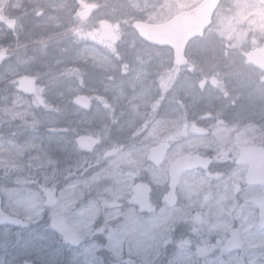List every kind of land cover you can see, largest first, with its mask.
<instances>
[{
    "label": "rangeland",
    "instance_id": "obj_1",
    "mask_svg": "<svg viewBox=\"0 0 264 264\" xmlns=\"http://www.w3.org/2000/svg\"><path fill=\"white\" fill-rule=\"evenodd\" d=\"M199 1L167 0L157 15L147 0H122L127 10L118 17L101 10L85 23L75 1L0 0V176L15 173L21 184H39L46 207L48 197L57 202L87 173L89 181L138 185L144 175L159 177L192 146L180 140L182 131L191 132L182 115L222 111L230 92L243 117L238 119L250 126L245 141L259 137L264 144V122L251 128L264 119V74L244 61L264 42V0H222L204 39L186 54L184 74L195 66L197 80L178 79L168 50L148 47L132 34L135 20L155 24ZM117 20L114 39L102 40L100 26ZM77 96L90 101L89 110L72 104ZM214 130L216 137L225 133L224 127ZM79 139L92 146L78 148ZM161 142L168 152L155 170L146 156ZM15 231L5 236L0 229V264L37 261L27 238H13Z\"/></svg>",
    "mask_w": 264,
    "mask_h": 264
},
{
    "label": "snow or ice",
    "instance_id": "obj_2",
    "mask_svg": "<svg viewBox=\"0 0 264 264\" xmlns=\"http://www.w3.org/2000/svg\"><path fill=\"white\" fill-rule=\"evenodd\" d=\"M230 167L211 175L164 170L135 186L89 181L87 173L57 202L48 197L50 207L39 184L6 173L0 228L27 238L38 264H264V200L258 204L257 187L241 186Z\"/></svg>",
    "mask_w": 264,
    "mask_h": 264
},
{
    "label": "flooded vegetation",
    "instance_id": "obj_3",
    "mask_svg": "<svg viewBox=\"0 0 264 264\" xmlns=\"http://www.w3.org/2000/svg\"><path fill=\"white\" fill-rule=\"evenodd\" d=\"M74 1H75V3H80L81 9H82L81 15H82L83 19L85 17H88L89 15H93V13H97L101 10L104 13H108V14L111 13L112 15L117 16V17L119 14H122L127 10L126 9L127 6L122 4V0H120L119 3H117V1L110 2L108 0H71L70 3L74 2ZM147 1H149V3L153 6V8L151 10H148V11H151L152 13L159 15L158 13H161L164 11L163 9H164V6H165L167 0H147ZM126 2H127V0H126ZM193 7H191V8H193ZM187 10H189V9H187ZM175 15H173V16H175ZM173 16H171L168 19H165L161 22H157L155 24L150 23V22H146L143 20H135L131 24L132 34L136 35V33L133 29V25L136 22H143V23H146L148 25H158V24H161V23L168 21ZM82 21L85 22V19ZM119 21L120 20H117L115 26H109V25H101L100 26L101 35H103L104 30H106V29L109 30V32H110V33L107 32L108 38L104 39L101 37L102 40L111 41L114 39L116 32L118 33ZM211 27H212V25L204 31L203 37L195 38V39H193L187 43L186 48H185V52H184V56H185V60H186L185 66H175L174 65L173 53L169 47L153 45V44H150L148 42H145V41L139 39L137 37V35H136V37L139 39V41H141L142 43H144L148 47H152V48H156V49H162V50L163 49L168 50L171 53V64H172V66L175 69L180 70L178 73V79L183 80L184 78L185 79L187 78V79H191V80L192 79L197 80L198 78H200V76L198 73L199 69H197L195 66H190L187 73L184 74L183 70L185 68H187L189 65V59L187 58L186 54H187V51H188L189 47L191 46V44L195 41H200V40L204 39L205 35L207 34V32L209 31V29ZM122 29H123V26H122ZM130 32L131 31L129 29V33ZM244 61H245V58H244ZM246 65H248L251 69H254L259 74H261V75L264 74V72L255 69L250 64L246 63ZM229 78H232V77H227V79H229ZM200 86H204L203 83H201ZM231 98H232V94L230 92V94L228 96V100H229L228 105L226 104V105L219 106V108H221L222 111H218V110H216V108L215 109L213 108L211 110H205V109L201 108V109H198L196 112L188 110L186 115L185 114L182 115L181 122L184 123L186 125V127H190L191 132L187 133V132L182 131V135L180 137V140L182 143H187V144L192 145V146L190 148H187V150L183 151L182 153H180L176 158L173 159V161H175V159H177L181 156H199V157L207 158L210 160V163L208 164L206 170L197 169V170L189 171V172H193V173L203 172V173H208L210 175H211L210 169H213L215 167H223L224 164L226 163V164L231 166L228 169L229 175L235 176L239 180L240 185L244 186V185H249L246 182V175L248 172V164L239 163L241 161L240 160L241 159V157H240L241 150L240 149L243 147H249L252 149V151L246 153L245 156L242 158H245L247 160H259L262 158H260V154H258L259 152H256V150H258V149L264 150V144L261 142L259 137H255V138L251 137L252 140L245 141L248 138L243 137L242 135L247 134L245 132H246V130L249 129L250 126L248 124H246L247 121L241 122V120L238 119V117H240V118H243V117L237 114V112H241V111H237L238 104H233V100H231ZM240 101L243 102V99L241 98ZM242 107H244V106H242ZM263 122H264L263 118L259 119L258 121L257 120L253 121L251 123V128L255 127V129H258L259 126L261 124H263ZM218 126L224 127L225 133H224V135L216 137L214 135V133H215L214 129H215V127H218ZM157 146H163L165 149V154L163 156L162 163L158 166H155L152 163L146 161L148 164L147 166H149L150 168H154L155 170L163 166L165 156L168 152V146L165 143L161 142V143L154 145L152 147H157ZM152 147H150L149 149H151ZM170 164H168V166L166 167L167 173L169 171ZM225 179H227V177H225ZM253 186H256L258 189V192L253 197V199L261 198L264 195V187L262 185H253ZM0 229L3 230V228H0ZM13 230H15V229H13ZM15 237L16 236L14 235L13 238H15Z\"/></svg>",
    "mask_w": 264,
    "mask_h": 264
},
{
    "label": "water",
    "instance_id": "obj_4",
    "mask_svg": "<svg viewBox=\"0 0 264 264\" xmlns=\"http://www.w3.org/2000/svg\"><path fill=\"white\" fill-rule=\"evenodd\" d=\"M220 0H202L196 7L191 10L183 11L169 21L159 25H147L142 22H136L133 27L137 35L144 41L157 45L167 46L172 49L173 63L176 66H184L186 60L184 51L187 43L195 37H202L204 30L210 25L211 18L216 10ZM107 30L104 31L102 37L107 38ZM110 33V32H109ZM245 61L253 65L261 71H264V44L261 48L250 52ZM72 104L83 110L90 108L88 99L78 96L72 100ZM91 141L87 139H79L77 145L80 149H86L91 146ZM241 150V161L239 163L248 164V172L246 182L249 185L264 186V150L258 149L259 160H247L242 158L246 153L252 151L249 147H243ZM165 149L160 147L152 148L147 156V159L158 166L162 163ZM210 160L199 156H182L177 158L170 166L168 175H182L187 171L195 169H207ZM259 204L264 200V195L261 198H256ZM3 214H0V219Z\"/></svg>",
    "mask_w": 264,
    "mask_h": 264
},
{
    "label": "bare ground",
    "instance_id": "obj_5",
    "mask_svg": "<svg viewBox=\"0 0 264 264\" xmlns=\"http://www.w3.org/2000/svg\"><path fill=\"white\" fill-rule=\"evenodd\" d=\"M81 97H83V96H81ZM83 98H85V97H83Z\"/></svg>",
    "mask_w": 264,
    "mask_h": 264
}]
</instances>
